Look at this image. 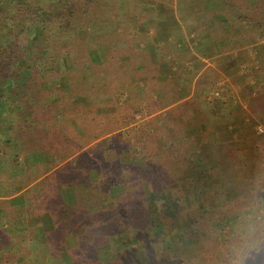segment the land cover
I'll use <instances>...</instances> for the list:
<instances>
[{"label":"rangeland","instance_id":"rangeland-1","mask_svg":"<svg viewBox=\"0 0 264 264\" xmlns=\"http://www.w3.org/2000/svg\"><path fill=\"white\" fill-rule=\"evenodd\" d=\"M60 1L44 0L42 4L57 12ZM99 3L91 1L87 14L83 13L86 8H82L88 24L81 38L84 48L87 45L82 54L108 69L105 87L110 93L103 94L105 99L97 103L100 107L97 112L114 115V122L122 129L89 143L80 153L61 163V155L57 160L52 159L44 149L51 146L45 134L39 142L31 128L26 132L15 126L18 130L14 129V136L26 133V140L31 142L30 148L24 150L40 152L33 151L31 156L15 154L8 162L0 155V194L35 184L32 193L11 198L14 213L25 217L27 226L33 227L30 240L21 236L25 230L28 234L26 227L12 228L0 221L4 227L2 235H12L10 240L17 239L20 243L15 252L7 254L12 259L10 264H34L31 252H37L39 245L34 240L43 242L44 237L53 233L51 216L49 221L47 215L36 211L42 199L34 192L49 184L52 185L46 195L54 190L52 199L56 200L54 192L61 191L71 203L76 199L75 188L61 187L71 184L82 188L85 196L81 203L91 205V213H96L95 221H90L96 227L104 224L103 232L112 236L124 231L119 225L127 223L131 211L127 206L136 209L134 217L139 215L143 219L147 214V221L165 216L168 222H164L167 226L161 233L172 240L174 236L169 231L177 232L169 248L170 256L175 259L159 258L158 264H231L233 250L243 253L245 245L252 242L247 234L249 225L264 222V133L257 130L264 128V68L260 67L261 59L264 63V47L259 50L257 45L246 44L257 35L251 27L254 22L246 16H255L256 12L239 11V18L227 20L231 10L219 6L214 14L209 11L210 1L205 7L203 0H101ZM87 4L83 0L81 5ZM97 10L106 13L99 14ZM27 27L17 24L15 31L20 43L29 39L28 44L33 48L31 57L36 59L43 56L40 44L44 38L41 33L37 35L36 29ZM205 29H210L216 51L205 43L194 44ZM3 31L6 30L1 35ZM105 54L110 57L108 61ZM215 68H219L218 73L213 72ZM82 79H88V75L84 74ZM59 85L50 87L53 90L60 88ZM52 101L58 98L52 97ZM239 104L240 108L236 109ZM13 105L19 115L16 100ZM13 119L17 124V119ZM118 132L119 137L115 135ZM94 143L100 147L95 148ZM14 144H11L13 148ZM53 147L59 149V145ZM31 162L49 164L50 169H34ZM145 176L152 184H134ZM183 183L188 187L181 195L177 184ZM53 184H57V190ZM197 192L204 210L213 206L210 217L221 222V229L212 222L216 229L205 230V215L199 230L193 229L191 221L202 212L196 208L198 195L193 194ZM169 198L176 204V213L175 208L165 211V206L172 204ZM120 200L125 201L126 209H116ZM149 204L152 209L145 212L144 206L149 208ZM31 205L32 214L28 215L26 210ZM58 216L57 223H64L62 216ZM260 232L255 238H264ZM194 234H198L199 240L189 239ZM117 240H120L118 244L113 243L111 237V247L101 246L104 251L107 249L101 259L91 253L87 263L133 264L130 260L133 253L137 254L138 264H148L142 261L136 247L129 246L126 236ZM59 241L58 262L71 264L65 251L60 253L64 245L61 247ZM113 246L117 251L130 247L135 252L129 251L127 259L115 257ZM39 252L42 258L37 261L52 262L55 254L46 243H42ZM252 256L256 260L249 259L247 264H264V251L253 252Z\"/></svg>","mask_w":264,"mask_h":264},{"label":"trees","instance_id":"trees-1","mask_svg":"<svg viewBox=\"0 0 264 264\" xmlns=\"http://www.w3.org/2000/svg\"><path fill=\"white\" fill-rule=\"evenodd\" d=\"M42 1L44 0H0V33L2 30H6L3 31L4 33L2 35L0 34V152L6 157L7 162L11 159L9 156H12L15 150H24L31 146V142L26 140V133L22 132L21 135L14 136L13 131L14 129L18 130V127L21 131H26L31 128L33 131H30L36 135L38 141L45 134L52 147L47 146L44 149L49 152L52 159L57 160L58 155H61L59 159L61 163L73 158L84 147L89 146V143L95 142L111 132H117L122 129L121 125L114 122V115L109 113L101 115L97 112L100 108L97 106V103L100 99H105V96H108L107 94L110 93L109 88L105 87L107 84L106 81L108 80V69L104 68L105 64L97 65L93 59L88 57L91 59L90 61L82 54V51L87 49V45L84 48L85 43L81 38L84 35L85 28L88 26L87 21L81 13L82 8H86L83 10V13L87 14L90 12V2L95 1L100 5L101 3L99 2L101 0H86L88 3L86 6L81 5L83 0H61L57 12H53L44 6ZM209 1L212 5V9L209 11L214 14L218 11L217 8L219 6L231 10L227 20L229 18H239V11H248L250 9L255 11V16H250L251 14H249L246 17H249L254 22L251 24V27H254L257 35L251 37L250 41H247L246 44L257 45L256 49L259 50L264 47V43L260 44L261 41H264V0H203L205 7L206 2ZM97 12L99 14L106 13V11L100 12V10H97ZM1 13L4 14L3 17ZM96 17L91 18L96 19ZM17 24H24L25 26L36 29V32H38L37 35L39 33L42 34L44 40L40 44V47L43 56H39L36 59L31 57L33 48L29 46V39L24 41V44L19 42L21 38L15 31ZM22 36L25 39L28 38L26 37L27 34H23ZM242 43L246 45L244 42ZM105 56L108 61L110 57L108 58L107 54ZM83 61L85 62L83 63ZM86 64L88 66L84 67ZM260 67L264 68L262 59L260 60ZM42 71H45L44 74ZM84 74L88 75V79H82ZM53 85H59L60 88L52 90L50 86ZM52 97H57L58 101H52ZM15 100L21 112L19 115L13 110L15 107L13 102ZM57 114H59L61 119L58 118ZM160 117L162 118L163 116ZM13 118L17 119V124H14ZM103 118L106 119L102 120ZM97 120L102 121L97 123ZM16 125L18 127H15ZM120 134L118 132L115 135L119 137ZM118 137L117 139H119ZM12 143H17V145L15 146L14 144L13 148ZM10 145L11 147H9ZM54 145H59V149L54 148ZM37 147L38 145H36ZM94 147L98 148L100 145L94 143ZM141 149H143V146ZM167 149L169 152L171 151L170 148ZM163 155L164 153L161 156L163 157ZM71 164L73 165L72 162ZM179 168L181 169V166ZM137 181L134 184H152L146 176ZM184 184H177L180 188L181 195H183L185 187H188V185ZM50 185L52 184L47 185L48 187H44L40 192L39 190L34 191L35 194H40L41 197L39 198L42 199V202L40 201L36 206L37 213L47 215L49 218L47 216L45 217L49 221L51 216L54 228L52 235L44 237L43 242L34 240L39 244L36 245V248H38L37 252H31L32 259H35V262L33 261L34 264H47L44 260H40L42 253L39 252V249L42 247V243H46L53 250L52 253L55 254L51 258L52 262H48L49 264H65L64 261L58 262L60 260L57 257V255L59 256L57 251L59 250V244L57 245L58 239H60V246L62 247L64 245L60 253H64L65 251L67 259L71 264H88L86 259L91 256V253H96L99 260L101 259V255L107 251L108 247H111L109 245L113 243L118 244L120 240H115L120 237L124 238L125 236L129 242V246L133 245L136 247L143 256L142 261L146 260L148 264H158L159 258L164 259V257L165 260L171 259L173 261L172 259H175V257L170 256L169 248L170 243L176 238L177 232L169 231V233H173L174 237L172 240L169 239L170 236L166 238L161 233L162 229L167 226L164 222H168L167 219H164L165 216L152 217L148 221L145 216L147 214H144L143 219H140L139 215L134 217L133 213H135L136 209L133 210L134 208L132 209V207L124 204L125 201L121 202L120 200V202L116 203V209H126L127 206V209L131 211L127 217V223L119 225L124 228V231L121 234L112 236L107 231L103 232L104 224L99 227L97 224L96 227L91 222L96 218V213H91V205L87 203L82 204V199L85 196L82 188H76V185L71 186V184L61 187L65 189L69 187L75 188L76 199L71 203L65 200L63 192L61 191L54 192L56 200L52 199L54 190L46 195ZM53 185H55V190H57V184ZM168 187L171 188L170 186ZM196 188L198 187L196 186L194 188V192ZM21 191L22 189L16 187V190L13 192H8L5 195L0 194V221H4L5 225H9L12 228L18 225L26 227L28 234H25V230L21 233V236L25 237V240L27 238L29 241V235L33 227L27 226V219L25 217L14 213L11 202V197ZM29 192H31V188H28L22 194L26 195ZM152 192H154V189ZM57 194H60L61 197L57 196ZM193 195H196V197L198 195L196 198V208L197 211H202L198 216L195 215L194 217L196 218H193V221H191L193 229L199 230V225L204 215L205 230L209 229L213 232L216 229V226H212V222H215L218 228L221 229V222L215 218L213 220L210 217L213 206L205 207L204 210L200 193L197 192ZM78 198H82L81 201ZM169 200L172 204L166 205L165 211H172L175 208L176 213L177 207L175 202L172 198H169ZM148 206L149 208L146 205L144 206L145 212L152 209L151 204ZM31 208H33V205L26 210L28 215L32 214V211H30L32 210ZM86 213L87 216L93 218L89 219ZM57 216L60 218L62 216L64 223H57ZM91 224L93 229H91ZM3 228V225L0 223V264H10L12 259L7 254L9 252H15L16 250L14 249L20 243H18L17 239L14 241L12 239L10 240L12 235H6L7 237L3 236ZM21 236L19 235L18 238L20 239ZM111 237L113 239L112 244L110 241ZM128 237L130 238L128 239ZM71 239H74V241ZM189 239L199 240V236L198 234H194ZM104 245H107L106 251L101 249V246L104 247ZM113 248L112 253H114L115 257L119 258L127 259L129 251L135 252L130 247L126 248L127 250L119 249L118 251L116 247L113 246ZM131 257L130 260L134 261L132 262L133 264L140 263V261L138 262L137 254L133 255L132 253ZM37 258L40 259L37 261Z\"/></svg>","mask_w":264,"mask_h":264},{"label":"clouds","instance_id":"clouds-1","mask_svg":"<svg viewBox=\"0 0 264 264\" xmlns=\"http://www.w3.org/2000/svg\"><path fill=\"white\" fill-rule=\"evenodd\" d=\"M262 229H264V222H261L259 225H249L247 234L252 239V242L245 245L246 251L243 253L233 250L231 264H247L249 259L255 261L256 257H253L252 253L259 254L264 251V247H262L264 245V238H255L257 233ZM260 234L264 236V232H260Z\"/></svg>","mask_w":264,"mask_h":264},{"label":"crops","instance_id":"crops-1","mask_svg":"<svg viewBox=\"0 0 264 264\" xmlns=\"http://www.w3.org/2000/svg\"><path fill=\"white\" fill-rule=\"evenodd\" d=\"M207 28H208V26H207ZM210 28V27H209ZM210 30V29H209ZM209 30L208 29H205V32H201V33H199L198 34V37H200L199 38V40H195V42H194V44H198V43H205V46H207V45H211V49L212 50H214V51H216L215 50V44H214V42L212 41V39H211V37H210V34H209ZM192 37H194V36H192ZM207 49H208V47H207ZM219 67V66H218ZM220 68V67H219ZM219 68H215V69H213V72L214 73H218V69ZM220 72V71H219ZM240 106H241V104H239V105H236L235 106V108L236 109H239L240 108ZM242 123H245V118L242 120ZM241 123V124H242ZM244 125V124H243ZM17 145V144H16ZM15 145V146H16ZM33 151H36L35 153H39L40 152V150H32V151H30V150H15V152H14V154H12V155H15V154H18V155H20V154H23V153H25V155L26 156H31L30 155V153L31 152H33ZM42 152V151H41ZM0 155H2V152H0ZM48 155V154H47ZM9 157H11V155L9 156ZM65 164V163H64ZM31 167H34V169H42V168H44V167H47V168H49L50 169V167H49V164H43V162H38V163H33V162H31ZM58 168H56L55 170H57ZM35 184H26V185H21L19 188L20 189H22V191L21 192H19L18 194H15L13 197H11V198H14V197H20V194H22L26 189H28V188H32L33 186H34Z\"/></svg>","mask_w":264,"mask_h":264},{"label":"built area","instance_id":"built-area-1","mask_svg":"<svg viewBox=\"0 0 264 264\" xmlns=\"http://www.w3.org/2000/svg\"><path fill=\"white\" fill-rule=\"evenodd\" d=\"M257 130L259 133H264V128H262V127H258Z\"/></svg>","mask_w":264,"mask_h":264}]
</instances>
